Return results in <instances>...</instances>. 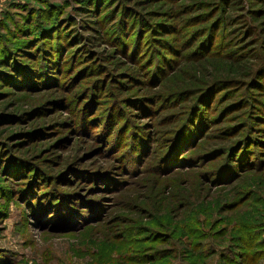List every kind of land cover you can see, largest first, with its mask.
<instances>
[{
	"label": "rangeland",
	"instance_id": "rangeland-1",
	"mask_svg": "<svg viewBox=\"0 0 264 264\" xmlns=\"http://www.w3.org/2000/svg\"><path fill=\"white\" fill-rule=\"evenodd\" d=\"M263 27L264 0H0V264L264 254ZM202 50L255 73L194 102Z\"/></svg>",
	"mask_w": 264,
	"mask_h": 264
},
{
	"label": "trees",
	"instance_id": "trees-1",
	"mask_svg": "<svg viewBox=\"0 0 264 264\" xmlns=\"http://www.w3.org/2000/svg\"><path fill=\"white\" fill-rule=\"evenodd\" d=\"M15 7V6H13ZM17 8V7H16ZM23 8V7H22ZM25 8V6H24ZM23 8V9H24ZM219 20H221L219 17H217V20L215 21L214 24H218L217 22H219ZM46 29H48V27L46 28L44 25H40L39 27V35H38V39H40L43 35V31H45ZM264 29V27L262 28ZM49 32V31H48ZM216 35V34H215ZM214 39V37H213ZM210 40V38H209ZM204 50V48H202ZM202 50V53H200V55L196 58H194V62H192V66L190 67L191 72H193L194 75H196V80L190 79L189 81H186L185 83H181V81L177 82L176 84V89H178L179 91H182L185 93H188L190 91H193L192 93L198 92L199 94L196 95V97L194 98V102L197 101L200 96L204 97L206 95V93L210 90V92L212 91V87H215L216 80L218 82V80H223L225 77L230 76L231 79L233 80H239L238 78L241 76H244V74H241L242 72L239 71V66L240 68H242L243 71H249L252 72L251 75H253L255 73L254 69V65H252V60H249V58L247 60H245L244 62H240L239 64H235L233 63L229 58H225L223 60H221L218 57H213L211 55H206V53ZM17 51L19 52V55L22 56V54H27L26 51H24L21 48H17L16 51L12 52L13 54L17 53ZM10 54L5 53V57H7ZM228 56H230V54H228ZM16 60L15 62L18 63L17 61H20L21 63L26 64L25 61H22L21 58H19L18 56L15 57ZM235 68V69H234ZM163 68H161L162 70ZM241 70V71H242ZM260 72V71H259ZM52 73V72H51ZM258 74L256 73L255 77L253 80H256L258 77ZM192 84V85H191ZM209 92V96L211 95V93ZM209 98V97H208ZM191 108L193 109L194 106H191ZM140 136V135H139ZM141 137V136H140ZM140 143V141H137V144ZM141 143L144 144V142L142 141ZM142 145V144H141ZM145 145V144H144ZM142 148L140 149L141 153H144L147 148L145 146H141ZM254 241H245V247L243 245L244 248H248V250L244 252V259L243 262L239 263V261H237L239 259V257L237 255L234 254L232 261L236 262L235 264H255L254 262H257L259 264V262L261 260L264 259V254L261 255V251L259 250H254L251 252L253 247H257L256 249L262 247V241L259 240V244L256 243H251ZM256 244V245H255ZM243 258V257H241ZM245 262V263H244Z\"/></svg>",
	"mask_w": 264,
	"mask_h": 264
}]
</instances>
